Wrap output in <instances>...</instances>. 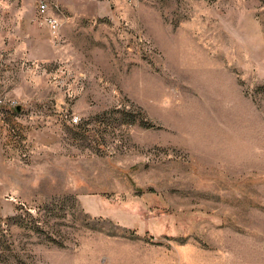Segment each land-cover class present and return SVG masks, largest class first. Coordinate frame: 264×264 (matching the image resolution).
Here are the masks:
<instances>
[{
	"label": "rangeland",
	"instance_id": "374dc122",
	"mask_svg": "<svg viewBox=\"0 0 264 264\" xmlns=\"http://www.w3.org/2000/svg\"><path fill=\"white\" fill-rule=\"evenodd\" d=\"M0 264H264V0H0Z\"/></svg>",
	"mask_w": 264,
	"mask_h": 264
},
{
	"label": "built area",
	"instance_id": "2783aa9c",
	"mask_svg": "<svg viewBox=\"0 0 264 264\" xmlns=\"http://www.w3.org/2000/svg\"><path fill=\"white\" fill-rule=\"evenodd\" d=\"M40 9L44 11V10H45V6L42 5V4H40ZM53 27H54V28H55V27H58V24H56L55 21H54V25H53ZM72 123H73V124H76V123H77L76 118H73Z\"/></svg>",
	"mask_w": 264,
	"mask_h": 264
}]
</instances>
